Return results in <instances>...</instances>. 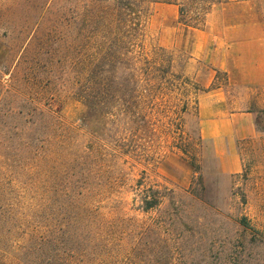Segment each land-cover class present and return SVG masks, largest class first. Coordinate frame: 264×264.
<instances>
[{"label":"rangeland","instance_id":"obj_1","mask_svg":"<svg viewBox=\"0 0 264 264\" xmlns=\"http://www.w3.org/2000/svg\"><path fill=\"white\" fill-rule=\"evenodd\" d=\"M93 3L0 0V264H264V0L198 30L152 4L134 65L123 24L84 38ZM92 68L91 110L75 91ZM30 139L90 146L93 175H43Z\"/></svg>","mask_w":264,"mask_h":264},{"label":"trees","instance_id":"obj_2","mask_svg":"<svg viewBox=\"0 0 264 264\" xmlns=\"http://www.w3.org/2000/svg\"><path fill=\"white\" fill-rule=\"evenodd\" d=\"M224 1L225 0H95L96 4L93 3L95 10H93V12L90 10L89 13L86 12L87 16L85 17L83 28L84 38H86V35L96 30L98 26H104L108 20H115L114 22H116V24H123L126 27L125 32L129 40L127 42L128 54L133 62L132 65H134L135 62L139 61L134 54L135 49L139 47L138 40L143 35L144 23L148 18V7L150 5L165 4L175 6L177 8L178 23L187 28L198 30L204 26L205 18L212 8ZM117 62L120 63V57L116 58V63ZM90 74L91 79L86 80V83L84 82L81 89L78 88L77 92L75 91V95H77L79 100H84L87 106L92 110L93 101L95 100L93 96V68ZM132 78L130 74L128 79L131 80ZM78 83L77 81L76 84ZM23 104H25L23 105V107H25L29 102L23 101ZM255 126L258 131L264 132V117H262L260 113L256 115ZM92 127H94V125L87 126L86 129L89 128L94 132ZM15 131L17 132L18 129ZM13 132L14 130H12V128L8 129L9 134H13ZM14 134L17 133L14 132ZM28 142V144L23 145L26 147L25 149L28 151V154L38 157L45 165H48L43 175L49 176L50 173L55 170L57 171V178L65 183L72 184V182L69 181L70 177H76L74 184L80 187L82 185L80 183L81 176L85 175L90 178L93 175L94 151L90 146L83 145V149H79L75 155L64 154V151L63 155H60L50 150L40 151L35 149L31 139ZM151 194V200H148L146 197L142 198V209L145 211L152 210L159 205V192L152 190ZM80 197L82 198L81 190L74 191L72 195L74 200L73 204H77ZM70 204L72 205V201L64 206L68 207ZM81 208L86 214L93 212V210L90 211V209L83 204H81ZM9 218L11 220V217ZM44 253L45 250H43V255Z\"/></svg>","mask_w":264,"mask_h":264}]
</instances>
